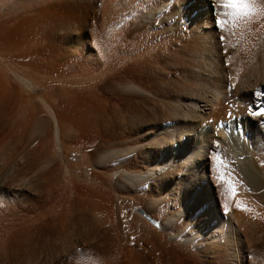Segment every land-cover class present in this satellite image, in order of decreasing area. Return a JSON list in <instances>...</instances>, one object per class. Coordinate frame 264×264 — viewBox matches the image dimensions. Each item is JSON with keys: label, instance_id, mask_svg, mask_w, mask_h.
<instances>
[{"label": "bare ground", "instance_id": "6f19581e", "mask_svg": "<svg viewBox=\"0 0 264 264\" xmlns=\"http://www.w3.org/2000/svg\"><path fill=\"white\" fill-rule=\"evenodd\" d=\"M220 11L218 0H0V223L20 244L41 252L77 232L90 256L76 264H264V117L253 114L264 15L221 30ZM115 123L136 142L95 155V167L125 158L111 173L87 184L51 166L57 130L89 149ZM30 197L43 202L18 217L11 202ZM141 199L145 212L161 206L147 254L124 215Z\"/></svg>", "mask_w": 264, "mask_h": 264}, {"label": "rangeland", "instance_id": "374dc122", "mask_svg": "<svg viewBox=\"0 0 264 264\" xmlns=\"http://www.w3.org/2000/svg\"><path fill=\"white\" fill-rule=\"evenodd\" d=\"M158 78H161L160 79V83L163 82V79H164L165 82L170 83V78L167 75H165V76L163 75V76H160ZM166 80H168V81H166ZM130 82H134V83H136L138 85H142L143 87H148L150 85V81L149 80L148 81H141V80L135 79L133 81L131 80ZM168 83L162 85L163 87H162V89L160 88V90L168 91V92L172 91V90H169V87H170L169 85L170 84H168ZM103 85H106L105 86L106 88L103 86L104 90L109 92V89H107V88H109L108 85L107 84H103ZM117 89H118V87H117ZM23 90H24V92H26L28 89H27V87L24 86ZM28 91H30V90H28ZM131 91L132 90L129 91V90L126 89V92H127V93L125 92L126 97H128V98L133 97L134 98V97L138 96L137 93H135L133 91L131 92ZM40 100L41 99H38V102H40V105L44 107V103L42 102V100L41 101ZM133 104H132V106L136 107V104L135 103H133ZM123 106H124V108L128 107L127 104L123 105ZM43 109H45V107ZM46 110L44 111L45 112V117L48 114L49 116L47 118L49 119L51 117L50 116L51 113L50 112H49L50 114L47 113ZM114 127H115V129H114ZM131 130L132 129L126 128V130L123 131V133H124L123 134L122 132L119 131V128L116 127V123H115V125L113 124V126H111L109 128V132H108L109 134L107 136L106 135L105 136H101L102 138L100 137L101 139L99 138V140L97 142L93 143V145H90L89 149H87L85 141L82 140V141L79 142V144H76L74 141L72 142L71 140H69V138H67L66 136L62 137L59 134L58 130H57V134H55V135L57 137H61V138L60 139L57 138L58 141L56 140V142H54L53 140L50 142L52 144H50V146H48V149L50 147V150L51 151L53 150V152L49 151L50 155L49 154L47 155V159L48 160H51V159L54 160L55 159L54 160L55 162L53 161V164L51 163V166L58 165L59 168H60V172H61L63 177L67 176V178H69V179H73L75 177L76 181H78V182L85 180V182L87 184L91 183L92 182L91 179H88V180H86V179L91 177L92 173L93 174H96V173L98 174V173H103V172L111 173V171L113 170V167L116 166L117 164H119L120 162H122L125 159L124 158L121 161V159L105 158V159H103L101 161V163H100V165H98V167H95L96 166L95 165L96 164L95 160L98 159V158H96L97 156H95V155H99V153H102L101 151H103V152L105 151L106 152V150L110 151V150H113V149H116V148H120L122 146L133 145L136 142V140L134 139L135 132H133ZM59 140H61L62 142L61 141L59 142ZM64 140L66 141V143L64 142ZM102 141L105 142V143H103ZM58 142H59V144H58ZM67 144L70 145L69 146L70 148L68 147ZM51 145H53V146H51ZM60 147H62L63 149L60 148ZM51 153H52V155H51ZM135 153L138 154L137 151H134L132 153L127 154L126 158H130L132 160V158L137 156ZM92 161H94V162H92ZM153 182H154V180L152 179V180H150L148 182V184L146 186L144 185V186H141L139 188H136L133 191L134 194L136 192H139V191H142V190H146L147 188L150 187V185L153 184ZM167 190L168 189H164V192L167 193ZM131 192L132 191H130V193ZM40 198L39 197L38 198L35 197L34 198L35 200L32 199L31 197L29 199H21L22 203H24V201H25L24 205L21 203V201L19 199H17V200H19V202L17 200H15V202L13 201L11 203H13L14 206L16 205L15 211H18L19 208L21 207L20 210H19L20 212H17V214H19L18 217H22L24 219L28 214L30 216L33 215V214H31V211L29 209L31 207L33 208L34 203H36L35 201H38L37 202L38 204H42L43 200H42V198L41 199ZM40 200L42 201L41 203H39ZM139 201L141 203H139ZM145 201L147 202V200H143V199L138 200V201L136 200L135 201L136 204L134 203L135 207L132 208L133 210L131 209L132 210L131 211V210H128V209L126 210L125 209L124 210V215L126 213H128V217H130L131 213H133L130 218L125 216V218L128 219V222L133 223L134 224L133 226H136L134 228V233H133L134 236H132V237H134V238H132V239H134L133 244L135 242V245H137L136 247H139L141 245L139 248H137V249H141V250H138V251L141 252V253H146L147 254L148 252H146L143 247L147 246L146 240L149 239V238H152L153 235L157 233L156 230L159 231L158 233L162 232L161 224L158 222L159 220L160 221L162 220L161 219L162 216L157 212V211L160 210L161 206H159L156 209L151 210L150 212H145L142 209V207H145L147 205ZM138 203L140 205H142V206H139ZM24 206L25 207L28 206V207L25 208ZM17 207H18V209H17ZM22 208H24V209H22ZM26 211H28V212H26ZM21 214H23V215H21ZM138 216H140L141 219H143V220H139L138 219L139 223L137 224L136 223V222H138V221H136L137 219L135 220L132 217H136L137 218ZM183 218L184 217H181V219L177 223H175L173 225V228L174 227L175 228L178 227L180 221L183 222ZM11 220H12V223L17 222L16 219H10V221ZM140 221L145 222V224L143 222H140ZM153 221H155V222L153 223ZM1 223H0V264H76L74 262V260H75L74 258H76V256H82V257L90 256V253H89L90 247L87 246L85 241L81 244V246H76L75 245L73 247V245H74L73 243L76 240V238L74 236L76 234H78L77 232H73V237H72V239H70V243L68 242L69 243L68 245H72V248H71L72 250L70 249V246H69V249H70L69 254H68V252H66L67 254L65 253L66 255L64 254L65 249L68 247V245L66 244L67 247H65L66 245L62 244L63 241H62V243H60L61 242L60 241L58 244H57V242L56 243L50 242L48 244V246H50V247L47 246L48 249H44L41 252H39L37 250H34L36 248V246L33 243L27 242L26 244H20L21 241L16 239V237L13 234L14 232L11 231V229L7 226L9 224L8 221H4L3 223H5V224H3V223L1 224ZM141 224H143V225H141ZM150 228H152V230H150ZM153 229H155V230H153ZM138 233H139V236H138ZM43 238L44 239H48L49 237H48L47 234H45ZM84 238H87V233L84 235ZM72 240L74 242H71ZM139 240H141V241H139ZM262 242H263V239L261 238V245H262ZM51 243H53V244H51ZM138 244H139V246H138ZM30 245H32V246H30ZM63 246L65 247L64 249H62ZM33 251L35 253H33ZM68 256H70V257L68 258Z\"/></svg>", "mask_w": 264, "mask_h": 264}, {"label": "snow or ice", "instance_id": "6c2138e0", "mask_svg": "<svg viewBox=\"0 0 264 264\" xmlns=\"http://www.w3.org/2000/svg\"><path fill=\"white\" fill-rule=\"evenodd\" d=\"M218 6L221 11L217 25L221 30H225L228 25L236 28L241 23L247 24L254 16L264 15V4H257L256 0H218ZM253 114L264 117V107Z\"/></svg>", "mask_w": 264, "mask_h": 264}, {"label": "water", "instance_id": "95a60500", "mask_svg": "<svg viewBox=\"0 0 264 264\" xmlns=\"http://www.w3.org/2000/svg\"><path fill=\"white\" fill-rule=\"evenodd\" d=\"M153 223H154V221H153Z\"/></svg>", "mask_w": 264, "mask_h": 264}]
</instances>
